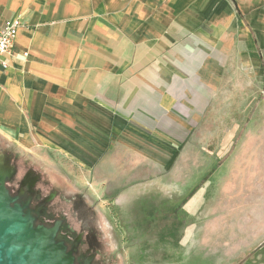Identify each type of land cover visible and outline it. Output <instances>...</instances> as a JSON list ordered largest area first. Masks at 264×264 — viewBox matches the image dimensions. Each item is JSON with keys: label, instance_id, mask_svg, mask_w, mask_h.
I'll return each mask as SVG.
<instances>
[{"label": "crops", "instance_id": "0c3cea01", "mask_svg": "<svg viewBox=\"0 0 264 264\" xmlns=\"http://www.w3.org/2000/svg\"><path fill=\"white\" fill-rule=\"evenodd\" d=\"M14 19L0 148L124 228L174 212L264 238V0H0Z\"/></svg>", "mask_w": 264, "mask_h": 264}, {"label": "rangeland", "instance_id": "374dc122", "mask_svg": "<svg viewBox=\"0 0 264 264\" xmlns=\"http://www.w3.org/2000/svg\"><path fill=\"white\" fill-rule=\"evenodd\" d=\"M254 100L249 99L248 105L251 106ZM239 102V99H230L227 104L217 102L209 116L210 128H216V125L226 119L233 123L237 116L221 115L218 112L226 108L234 109L235 103ZM0 149L5 150L6 156L13 161L17 172L15 182L21 181L30 171V175L36 176L37 185L34 189L40 192V199L49 201V211L66 216L78 234L89 227L80 223L79 214L74 216L77 213L75 202L79 203L82 199L69 187L67 180L50 178L41 164L30 159L17 158L15 155L12 160L9 147ZM83 207L92 208L94 215L90 231L85 232L83 241L84 248L91 250V264H264V238H253L250 232L241 235L242 238H229L233 235V229L227 233L230 226L220 220H210L206 225V220L197 221L194 215L186 219L181 213L178 217H174V212L163 213V221H156L147 233L144 224L142 227L124 228L117 212L105 204L92 207L83 203ZM81 214L84 215L82 212ZM183 218L186 219L185 222ZM187 225L197 229L187 238H182ZM214 229L218 232L214 233ZM171 233L173 238H170ZM201 233L205 236L210 234L211 238H202Z\"/></svg>", "mask_w": 264, "mask_h": 264}, {"label": "water", "instance_id": "95a60500", "mask_svg": "<svg viewBox=\"0 0 264 264\" xmlns=\"http://www.w3.org/2000/svg\"><path fill=\"white\" fill-rule=\"evenodd\" d=\"M15 175L0 172V264H77L78 246L70 250L57 240L62 221L54 226L35 225L30 201L21 205L6 182ZM38 208L36 209V211ZM92 257L79 264H91Z\"/></svg>", "mask_w": 264, "mask_h": 264}, {"label": "flooded vegetation", "instance_id": "af4514ba", "mask_svg": "<svg viewBox=\"0 0 264 264\" xmlns=\"http://www.w3.org/2000/svg\"><path fill=\"white\" fill-rule=\"evenodd\" d=\"M5 150L0 149V154H4L6 159L9 160V165L13 170L15 167L13 166V161L11 162L10 158L6 156L4 153ZM12 160L15 158V156H12ZM16 171V170H15ZM17 172H15V175L6 182V187L10 191V194L12 196H18V202L21 205L26 204L28 201H30V208L33 210L32 216L36 219L35 225H45L47 227H52L55 225L57 221H62L60 225L59 232L57 234V240L63 241L68 246V249L70 250L74 245L78 246V252L75 254L76 256V263L79 264L81 262H84L87 258L91 257V250L85 249L83 245L84 241V234L85 232L89 233L90 227L92 225L91 220L93 219V209L88 208L84 209L83 207V201H80L79 203L75 202V209L77 210V213H75L74 216H77L78 214L81 217L80 223L83 225H87V229L82 231L81 233H77L76 230L73 229V227L68 222V219L66 216L62 214H56L52 211H49L47 209L48 200H42L40 199V192L36 191L34 187L37 185V181L35 180L36 176L30 175V171H28L23 179L19 182H15ZM28 180L29 182H26ZM80 205V208L78 206ZM38 210L36 211V209ZM86 208V207H85ZM81 209V210H78ZM86 210V213H85ZM85 215H82L81 212ZM79 212V213H78Z\"/></svg>", "mask_w": 264, "mask_h": 264}, {"label": "built area", "instance_id": "2783aa9c", "mask_svg": "<svg viewBox=\"0 0 264 264\" xmlns=\"http://www.w3.org/2000/svg\"><path fill=\"white\" fill-rule=\"evenodd\" d=\"M22 27V22L14 19L0 28V66L6 68L7 62L4 58L11 54L18 32Z\"/></svg>", "mask_w": 264, "mask_h": 264}, {"label": "bare ground", "instance_id": "6f19581e", "mask_svg": "<svg viewBox=\"0 0 264 264\" xmlns=\"http://www.w3.org/2000/svg\"><path fill=\"white\" fill-rule=\"evenodd\" d=\"M13 168L9 165V160L6 159L4 154H0V172L2 174L11 175Z\"/></svg>", "mask_w": 264, "mask_h": 264}, {"label": "trees", "instance_id": "16d2710c", "mask_svg": "<svg viewBox=\"0 0 264 264\" xmlns=\"http://www.w3.org/2000/svg\"><path fill=\"white\" fill-rule=\"evenodd\" d=\"M79 196H81V195H79ZM81 199H82V201L85 203V200H84L83 196H81Z\"/></svg>", "mask_w": 264, "mask_h": 264}]
</instances>
